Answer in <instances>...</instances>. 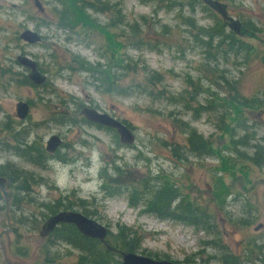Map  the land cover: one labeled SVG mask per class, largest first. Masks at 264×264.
<instances>
[{"label": "rangeland", "instance_id": "1", "mask_svg": "<svg viewBox=\"0 0 264 264\" xmlns=\"http://www.w3.org/2000/svg\"><path fill=\"white\" fill-rule=\"evenodd\" d=\"M38 1L42 13L33 0H0V68L5 71L0 76V191L5 196L13 192L7 168L23 171L30 183L34 180L23 204L10 205L13 217L8 211L0 215V264H43L48 236L41 235V228L51 216L45 205L59 201L76 211L79 200L90 218L110 232L116 233L117 226L135 231L141 249L152 258L177 264H264V166L246 159L253 145L264 146V0H214L225 6L230 21L249 28L246 34L232 32L227 19L202 0H100L109 9L88 8L83 14L71 0ZM188 3L191 8L195 3L196 11ZM215 18L224 36L232 33V39L250 47L246 55H235L237 43L228 47L229 37L220 47L217 38L210 48L202 44L207 38L198 34L199 28L214 27ZM71 21L74 25L66 26ZM111 22L116 27L110 28ZM25 29L37 32L42 42L18 40ZM20 55L36 63L45 84L15 83L29 73L15 62ZM79 59L93 71H78ZM127 62L137 72L128 69L115 82L117 90L104 93L94 81L96 74ZM142 64L163 75V82L149 85ZM162 91L170 99H158ZM233 96L259 101L260 107L237 109ZM17 102L30 107L24 120L16 118ZM85 107L125 123L134 143L123 145L114 130L85 121L80 115ZM238 113L246 125L239 129L234 127ZM183 124L208 140L216 157L189 156L187 135L179 129ZM4 126L29 128L25 132L44 151L45 166H31L13 155ZM53 135L62 145L51 155L44 147ZM243 139L248 146L240 145ZM181 155L186 159H179ZM163 183L175 186L209 215L216 231L159 220L144 213L142 204L130 206L131 191ZM20 215L27 220L18 222ZM48 252L51 264H75L79 255L64 244Z\"/></svg>", "mask_w": 264, "mask_h": 264}, {"label": "trees", "instance_id": "2", "mask_svg": "<svg viewBox=\"0 0 264 264\" xmlns=\"http://www.w3.org/2000/svg\"><path fill=\"white\" fill-rule=\"evenodd\" d=\"M72 3H78L80 6V11L83 14V11L85 9H91L95 12H104L109 7L107 6V2H101L100 0L94 2H85L84 0H71ZM200 5V2H199ZM188 6L191 8V4L188 3ZM195 3L193 4L191 8V12L196 11L195 10ZM207 12H209V9L206 6H203V8ZM68 24L74 25L73 22H68ZM110 28L116 27L114 22H111ZM193 25V24H192ZM134 29V28H132ZM199 35H203L207 38V40H201L202 44L206 48H210L213 45V39L217 38L218 43L217 47H220L223 43L227 42L226 38L229 37L230 44L228 47L234 46L235 43H237L236 47V54L238 55L240 53H248L250 47L242 45L238 42V40L232 39V33H230V36H224V32L222 30V25L220 24V21H218V18H215L214 27L210 28L209 30L200 27L199 28ZM198 42H200L198 40ZM232 51V49H230ZM140 64V62L138 63ZM109 65V64H107ZM99 66V65H98ZM78 71L88 73L92 72L93 69L87 63L86 61H82L79 59V62L77 63ZM108 67V66H107ZM107 67L105 69H107ZM130 64L127 62L125 65L121 64H113L109 65L108 69H102L96 74L97 77L94 78V81L98 83L99 85H102L104 87L103 92L104 93H113L117 90L115 87V82L123 77V75H127L128 69H131L130 71L136 73V69L134 66L132 68H129ZM117 69H119L121 72H118ZM126 69V72L123 73L122 70ZM141 69L144 73H148L150 75V78L147 79V83L149 85H152L154 87L155 85H160L163 80L164 76L160 73L147 70L146 66L142 64ZM5 74V71L0 68V76H3ZM17 85H28L33 86L32 83L28 80V78L24 77L21 80L15 81ZM46 83V82H45ZM44 83V84H45ZM42 86V85H41ZM118 91H124L122 88H119ZM125 91L129 92V89H125ZM163 92V91H162ZM130 93V92H129ZM157 98L159 99H170L168 93H160L158 92ZM161 96V97H160ZM183 99V98H182ZM234 101V102H233ZM184 102V99H183ZM233 105L236 106L237 109L243 108L246 110H250L253 108L260 107L259 101H256L254 99L251 100H240L237 98V96H233ZM230 116H233L231 114H228ZM9 123V122H8ZM5 124V125H8ZM14 123V122H13ZM125 124V123H124ZM235 128H240L245 125V120L242 118L241 113H238L235 117ZM15 126V124L13 125ZM13 126H4L5 131L7 134L10 135V138L8 140L9 143H12L10 148L14 152L13 155H15L17 158H20L24 161L26 164H30L31 166L35 167H44L47 158L46 155H44V151L42 149L37 147V145L32 141L30 142L28 137L29 133H26L25 128H21L16 130ZM128 127V126H127ZM179 129L187 135L186 137V153L189 156H193L196 158H203V157H216V152L211 147V144L208 140H205L202 136H200L195 130L192 129V127L184 125L179 126ZM228 131L232 132L234 130L228 129ZM229 133V132H227ZM230 134V133H229ZM247 135V134H246ZM248 136H245L247 138ZM244 138V137H243ZM234 143V142H233ZM236 143V142H235ZM240 143V142H237ZM13 145V146H12ZM240 145L243 147L248 146V143L242 140ZM8 147V145H5V148ZM253 154L246 158L252 165L256 167H262L264 166V146L260 145H253ZM177 154L176 151H174ZM240 159L243 157V154H239ZM181 157H184L183 155L178 156L180 159ZM186 159V157H184ZM223 163V168H224ZM4 168H6L4 166ZM8 174L6 175V178L8 179L11 186H13V192L10 194V196H5L0 191V202H5L7 199L10 200V204H0V215L6 213L9 210L10 205H13L15 207H20L23 204V195L29 194L31 191L33 179L31 178V183L27 180L25 177L26 173L23 171H18L17 169H9ZM3 175V174H1ZM4 180V179H3ZM158 180V178H157ZM146 182V181H145ZM216 183L218 181L216 180ZM145 184V183H144ZM142 184V185H144ZM161 186L159 188L153 187L151 185L150 189H146L145 191H138L133 190L131 191L129 195V204L131 207H138L139 205H143V212L152 215L156 217L159 220H171L173 222L187 225L195 228L197 231H203L205 233H210V231H216V225L211 222V218L209 215H207L205 212L201 211L197 207H193L190 202L187 201L186 198L181 196V193L179 189H177L175 186L166 185V183L160 184ZM168 186V187H166ZM106 188V187H105ZM221 192V190H218ZM217 199L219 200L220 204L225 203V199L223 200L221 198V193H216ZM27 197V196H26ZM142 200V203L140 202ZM79 204L77 205L76 211H80L84 216L90 217L89 211L85 209L86 204L79 200ZM9 205L8 207H6ZM47 211L54 215L58 213L61 210H71L73 211L74 206H68V205H61L60 202H56L55 205H45ZM81 208V210H80ZM10 217H13L11 213L9 212ZM33 217V216H32ZM27 220V218L23 216H18V222ZM21 223V222H20ZM116 233H112L108 231V235L105 239L106 244L101 243L98 240L86 238L82 236L73 225L68 224H60L58 225L51 233H49L47 236V241L44 246V262L43 264H51L52 259L48 257L49 252L48 249L51 247L56 246L57 244H64L67 245L74 250L78 251V258L77 262L75 264H121L120 260V253L121 252H130V253H138L142 255L145 254V250L141 249V239H139L136 235V232L132 229L125 227V226H117ZM110 249H109V248ZM18 252V249L16 250ZM23 255V254H22ZM150 257V255H146ZM152 258V257H150ZM153 259H158L157 257H153ZM162 260H168V258L162 259ZM177 264L176 262H174Z\"/></svg>", "mask_w": 264, "mask_h": 264}, {"label": "water", "instance_id": "3", "mask_svg": "<svg viewBox=\"0 0 264 264\" xmlns=\"http://www.w3.org/2000/svg\"><path fill=\"white\" fill-rule=\"evenodd\" d=\"M202 1L219 14L227 16L224 5L214 0ZM33 4L40 13L44 11L38 0H33ZM233 27H236V25L234 24ZM17 39L27 45L39 44L42 42L41 36L37 32L29 29H25L18 34ZM15 62L24 69L28 70L29 73L27 78L34 86H41L46 82V76L38 70L36 63L33 60L20 55L15 58ZM29 110L30 107L27 103L17 102L15 104L16 118L20 120L26 119L28 117ZM80 115L88 123L114 130L118 136L119 142L123 145H132L135 141V137L131 130L125 124L119 122L109 114L101 113L96 109L85 107L81 110ZM60 145L61 139L58 136L53 135L45 142V150L47 153H53ZM2 183L3 181L0 179V187L2 186ZM60 224L73 225L82 236L98 240L101 243L106 244L105 239L108 235V228L96 220L86 217L77 211H60L51 215L44 222L41 228V235H48ZM259 228L260 226H257L254 230L257 231ZM106 246L108 245L106 244ZM119 255L121 258V264H175L172 261L157 260L138 253L121 252Z\"/></svg>", "mask_w": 264, "mask_h": 264}, {"label": "flooded vegetation", "instance_id": "4", "mask_svg": "<svg viewBox=\"0 0 264 264\" xmlns=\"http://www.w3.org/2000/svg\"><path fill=\"white\" fill-rule=\"evenodd\" d=\"M218 2V1H217ZM219 3V2H218ZM220 16H221V18L223 19V20H226L227 19V21L229 22V23H227L228 25H229V27L230 28H232V32H234L235 34H246V33H249V28H247L246 26L244 27L243 25H240L239 23H236V22H234V21H230L229 19H228V16H223V15H221V14H219ZM219 20V19H218ZM222 20V22H224ZM220 24L222 25V23L220 22ZM234 24L236 25V27H233L234 26ZM227 25V26H228ZM222 30H223V28H222ZM251 30V29H250ZM246 31H248V32H246ZM246 32V33H245ZM85 120V119H84ZM86 121V120H85ZM91 124V123H90ZM94 125H96V124H94ZM61 139V138H60ZM61 145H62V139H61ZM61 145L59 146V148L61 147ZM58 148V149H59ZM44 150H45V147H44ZM56 151H57V149H56ZM56 151H54L53 153H48V154H54ZM45 152H46V150H45ZM2 181H4L3 179H2Z\"/></svg>", "mask_w": 264, "mask_h": 264}, {"label": "clouds", "instance_id": "5", "mask_svg": "<svg viewBox=\"0 0 264 264\" xmlns=\"http://www.w3.org/2000/svg\"><path fill=\"white\" fill-rule=\"evenodd\" d=\"M63 182H64V177H61L59 183H60V184H63Z\"/></svg>", "mask_w": 264, "mask_h": 264}]
</instances>
